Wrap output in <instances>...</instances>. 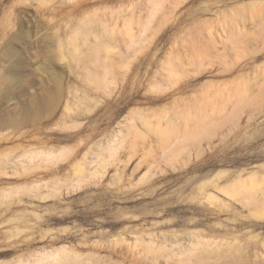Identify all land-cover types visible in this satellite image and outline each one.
Here are the masks:
<instances>
[{"label": "rangeland", "instance_id": "obj_1", "mask_svg": "<svg viewBox=\"0 0 264 264\" xmlns=\"http://www.w3.org/2000/svg\"><path fill=\"white\" fill-rule=\"evenodd\" d=\"M263 192L264 0H0L1 264H264Z\"/></svg>", "mask_w": 264, "mask_h": 264}, {"label": "bare ground", "instance_id": "obj_2", "mask_svg": "<svg viewBox=\"0 0 264 264\" xmlns=\"http://www.w3.org/2000/svg\"><path fill=\"white\" fill-rule=\"evenodd\" d=\"M224 120H225V121H224ZM227 120H228V118H227ZM221 121H224V122L221 123L222 126H219V125H221V124H219L220 122L218 123L219 125H218L217 123L214 122V124H216V125H214V126L216 127V126L218 125L217 128H218V127L221 128V127H223V124H227L226 118H225V119L223 118V120H221ZM228 121H229V120H228ZM217 122H218V121H217ZM225 122H226V123H225ZM214 126H213V130H216V129H214ZM224 126H225V125H224ZM225 127H226V126H225ZM220 128H218V130H219ZM108 141H110V139H109ZM109 143H110V142H109ZM171 143H172V142H171ZM107 145H109V144H107ZM169 145H170V144H169ZM109 147H110V145H109ZM109 147H108V148H109ZM169 147H170V146H168V150L170 149ZM112 148H113V147H112ZM63 149H64V148H63ZM109 149L111 150V148H109ZM65 150H66V149H65ZM65 150L57 149V153H58V151H59V153L62 154L61 152H62V151L65 152ZM168 150H167V151H168ZM46 151L48 152V150H46ZM46 151H45V150L42 151V152H44V154H45L46 156H48L47 154H50V153H52V155H53V152H55V151H53V150H51V151L49 150V152L47 153ZM60 151H61V152H60ZM111 151H113V150H111ZM45 152H46V153H45ZM164 152H165V151H164ZM111 153H112V152H111ZM111 153H110V154H111ZM55 154H56V152H55ZM112 154H113V153H112ZM112 154H111V155H112ZM50 155H51V154H50ZM52 155H51V156H52ZM56 155H57V154H56ZM62 155H63V154H62ZM57 156H58V155H57ZM60 156H61V155H59V158H60ZM59 158H58V159H59ZM52 159H54V158H51V160H52ZM56 160H57V159H56ZM13 162L15 163L16 160L13 161ZM89 163H93V161H91V162H89ZM99 164H100V162H99ZM100 165H101V164H100ZM81 166L84 168L83 165H81ZM78 167H79V166H78ZM95 167H96V166H95ZM78 169H79V168H78ZM85 169H86V168H85ZM89 169H90V168L87 169L88 172H89ZM92 171L95 172L94 169H93ZM94 172H93V173H94ZM93 173L91 174L92 176L94 175ZM95 174H96V173H95ZM89 175H90V174H89ZM91 175H90L89 177H91ZM96 175H97V174H96ZM249 175H252V174H249ZM77 177H81V176H77ZM89 177H84V178H89ZM95 177H96V176H95ZM247 177H248V176H247ZM81 178H82V177H81ZM252 178H253V177H252ZM76 179H77V178H76ZM79 179H80V178H79ZM82 179H83V178H82ZM82 179H80L79 181L81 182ZM238 179L243 180L242 178H237L236 181H240V180H238ZM244 179H246V178H244ZM249 179H250V178H249ZM249 179H248V180H249ZM84 180H85V179H84ZM88 180H89V179H88ZM88 180H87V181H88ZM252 180H253V182H252ZM252 180H251V181L249 180V181L252 182V183H254V179H252ZM77 181H78V180H77ZM244 181H245V183H246V180H244ZM244 181H243V182H244ZM249 181H247V182H249ZM80 182H79V183H80ZM85 182H86V180H85ZM250 182H249V183H250ZM73 183H74V181H73ZM76 183H78V182H76ZM76 183H75V184H76ZM79 183H78V185H79ZM256 183H257V182H256ZM256 183H255V185H256ZM262 183H263V182H262ZM76 185H77V184H76ZM257 185H258V183H257ZM72 186L76 187L75 185H72ZM247 186H248V184H247ZM243 187H244V186H243ZM253 187H254V185L252 184V187H250L251 191H253V190L255 189V188H253ZM78 188H79V186H78ZM252 188H253V190H252ZM242 189H243V188H242ZM250 189L248 188V190H250ZM220 191H221V190H220ZM257 191H258V190H256L255 192H257ZM213 192H214V191H213ZM223 192H224V191H223ZM225 192H226V191H225ZM214 193H215V192H214ZM252 193L255 195L254 192H252ZM263 193H264V192H263ZM215 194H216V193H215ZM209 195H211V193H210ZM263 195H264V194H263ZM217 196H218V195H217ZM217 196L215 195L216 198H217ZM207 197H208V195H207ZM209 198H211V197H208V198H206V199L209 200ZM254 198H256V199L258 200V198H257L256 195L254 196ZM206 199H205V200H206ZM212 199L214 200V198H211V201H213ZM262 200H263L262 203L264 204V199H262ZM263 206H264V205H263ZM203 243H205V245L209 246V244H210L211 242H208L207 240H205V241H199V246L201 247ZM212 250H213V251H215V250L218 251V249H212ZM61 253H64V252H60V250L58 249V250H56V252H53L52 254H49L48 256H53L54 259H56V257H60V258H61L64 254H66V253H64V254L62 255ZM60 255H62V256H60ZM66 255H67V254H66ZM66 257L70 259V257H68V256H66ZM63 260H64V259H63ZM65 260H66V258H65ZM1 263H2V262H1ZM1 263H0V264H1Z\"/></svg>", "mask_w": 264, "mask_h": 264}]
</instances>
